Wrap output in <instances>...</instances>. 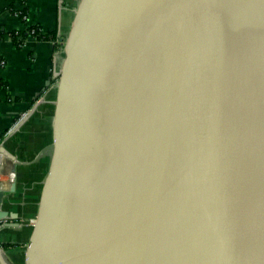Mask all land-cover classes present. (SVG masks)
I'll return each instance as SVG.
<instances>
[{
    "label": "water",
    "instance_id": "obj_1",
    "mask_svg": "<svg viewBox=\"0 0 264 264\" xmlns=\"http://www.w3.org/2000/svg\"><path fill=\"white\" fill-rule=\"evenodd\" d=\"M62 53L25 264H264V0H84Z\"/></svg>",
    "mask_w": 264,
    "mask_h": 264
},
{
    "label": "crops",
    "instance_id": "obj_2",
    "mask_svg": "<svg viewBox=\"0 0 264 264\" xmlns=\"http://www.w3.org/2000/svg\"><path fill=\"white\" fill-rule=\"evenodd\" d=\"M83 1L0 0V146L14 159L17 175L0 201V254L8 264L27 260L34 230L29 221L39 214L54 160L58 80L46 81L63 63L54 41H68ZM17 10H25L27 20ZM30 25L56 39L34 37Z\"/></svg>",
    "mask_w": 264,
    "mask_h": 264
},
{
    "label": "built area",
    "instance_id": "obj_3",
    "mask_svg": "<svg viewBox=\"0 0 264 264\" xmlns=\"http://www.w3.org/2000/svg\"><path fill=\"white\" fill-rule=\"evenodd\" d=\"M20 10L14 11L13 13L16 16L20 15ZM23 20H27V16L23 14L21 16ZM29 33L34 37H38L41 33L40 29L34 25H30ZM39 38V37H38ZM56 44V42H54ZM4 65L3 59H0V67ZM16 170H15V161L8 153L0 146V191L3 193L9 192L16 181ZM35 218L30 219V223L33 224Z\"/></svg>",
    "mask_w": 264,
    "mask_h": 264
},
{
    "label": "trees",
    "instance_id": "obj_4",
    "mask_svg": "<svg viewBox=\"0 0 264 264\" xmlns=\"http://www.w3.org/2000/svg\"><path fill=\"white\" fill-rule=\"evenodd\" d=\"M23 14H25V10H22V11L20 12V15H21V16H22ZM21 16H20V17H21ZM30 27H31V26H28V27H27L28 32H29ZM37 28H38V27H37ZM0 36H1V31H0ZM11 36H12L13 41H14L16 44H19V43L21 44V41H20V40H16V39H17V35H15L14 32H12ZM38 37H39V38H49V39L53 40L52 38L55 37V34L53 33V36H51L52 38L49 37L48 34H40ZM55 39H56V37H55Z\"/></svg>",
    "mask_w": 264,
    "mask_h": 264
},
{
    "label": "rangeland",
    "instance_id": "obj_5",
    "mask_svg": "<svg viewBox=\"0 0 264 264\" xmlns=\"http://www.w3.org/2000/svg\"><path fill=\"white\" fill-rule=\"evenodd\" d=\"M54 42H56L55 46L58 47L59 51H61L62 47H63V42L62 41H58V43H57L56 40Z\"/></svg>",
    "mask_w": 264,
    "mask_h": 264
}]
</instances>
